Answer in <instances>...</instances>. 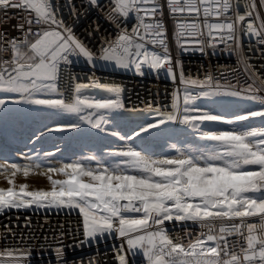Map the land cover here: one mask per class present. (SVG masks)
<instances>
[{
    "label": "snow or ice",
    "instance_id": "1",
    "mask_svg": "<svg viewBox=\"0 0 264 264\" xmlns=\"http://www.w3.org/2000/svg\"><path fill=\"white\" fill-rule=\"evenodd\" d=\"M87 4L100 8L101 0H87ZM260 5L264 7V0ZM239 7L237 0H167L178 50L203 54L206 48L224 45L230 53L240 55V33L256 37L257 43L264 45V18L257 11L256 0H246L243 14ZM70 8L79 15L74 5ZM163 9L160 0H110L106 18L118 29L121 21L133 15L136 23L130 32L121 29L114 40L94 53L60 15L55 0H0V12L26 13L24 22L16 26L21 37L0 33V108L7 109L11 103L77 116L75 122L45 125L37 139L80 129L82 124L105 131L107 114L125 110L123 89L118 84L77 83L65 98L60 88L62 66L76 55L93 65L103 61L117 69H134L140 76L145 75L146 67L183 85L182 93L178 89L173 94L171 112L154 109L155 122L140 126L131 135L112 132L113 136L135 141L162 134L167 125L178 121L196 130L205 142L204 147L195 149L173 144L176 155L162 158L126 144L112 154L121 160L111 167L95 156L87 159L96 161V167L73 160L58 167L49 163L43 172L39 171L44 167L40 155L26 157L29 162L23 165L0 163V174H6L9 184L0 187V214L11 209L78 210L83 236L79 246L109 235L118 237L123 241L115 252L118 264H130L127 252H140L146 264H264V95L258 94L264 89L248 84L233 90L214 82L211 75L203 80L186 76L183 62L170 51ZM9 18L16 16L4 17ZM89 88L111 97L84 96L82 90ZM51 96L60 98H42ZM201 98H215V103L223 105L239 98L260 107L226 116L197 107L195 102ZM219 124L231 127L205 130ZM18 174L24 178L43 175L50 188L28 190L26 183L17 186ZM166 222H191L202 231L194 237L186 232L185 241L171 236ZM25 227H31L30 219ZM31 255L27 247L5 246L0 248V264H29ZM54 255L56 264H69L62 243L55 247ZM71 264L95 261L81 259Z\"/></svg>",
    "mask_w": 264,
    "mask_h": 264
},
{
    "label": "built area",
    "instance_id": "2",
    "mask_svg": "<svg viewBox=\"0 0 264 264\" xmlns=\"http://www.w3.org/2000/svg\"><path fill=\"white\" fill-rule=\"evenodd\" d=\"M55 2L60 7V15L72 27L77 38L94 53H99L101 46L107 41L114 40L121 29L126 28L130 32L136 23L133 15L126 22L121 21L120 29H118L114 21L106 18L110 0H101L100 8H89L87 0H55ZM237 2L240 5L238 11L243 14L246 0H237ZM160 3L164 5L163 19L168 29L167 39L170 51L174 58L178 57L183 62L186 76L203 80L207 75H211L214 82H218L221 86H231L233 90H242L248 84L264 89V45L258 44L256 37L240 33V55L236 51L230 53L224 45L206 48L203 54L199 51L181 53L173 35L174 20L168 13L167 0H160ZM70 5L75 6V11L79 15L71 11ZM256 5L260 16L264 18V7H261L260 0H256ZM13 15L16 19H4L5 16ZM25 15L26 13L19 10L0 12V33L6 32L9 38L21 37L22 33L16 26L24 22L22 17ZM3 55L6 57L8 53ZM70 60L72 61L70 64L62 66L60 80V88L65 93V98L72 94L77 83L89 84L96 80L105 84H118L123 89L121 99L125 110L134 111L138 116L146 117L157 108L163 112H171L173 94L178 89L181 93L183 90V85H180L178 80L173 81L165 73L157 74L146 67L145 75L140 76L134 69H117L103 61H97L93 65L76 55H72ZM104 93L106 92L95 88L82 90L84 96L98 98L104 96ZM258 94L264 95V90ZM254 103L260 106L257 102ZM28 219L31 220V227H25ZM81 221L78 211L6 210V214H0V226H5L0 228V248L27 247L32 252L29 264H56L54 249L62 243L69 264L73 260L83 259L86 262L90 258L94 259L95 264H118L115 252L123 241L109 235L100 239L99 242L94 241L79 246V242L83 239ZM9 223L12 226L6 227ZM13 227L17 228L12 230ZM166 228L171 236L184 237L185 241L188 239L186 232L193 233L194 237L202 231L199 225L191 222L187 224L166 222ZM62 232L64 235L61 239ZM127 256L130 264H146L142 256L133 255L132 252H127Z\"/></svg>",
    "mask_w": 264,
    "mask_h": 264
},
{
    "label": "rangeland",
    "instance_id": "3",
    "mask_svg": "<svg viewBox=\"0 0 264 264\" xmlns=\"http://www.w3.org/2000/svg\"><path fill=\"white\" fill-rule=\"evenodd\" d=\"M104 94L103 98L111 97L109 93ZM0 98H3L2 94H0ZM214 100L215 98H201L195 103L201 109L226 116H230L233 113L244 114L248 110H258L260 107L254 102L239 98H233V102L228 105L215 103ZM156 115L153 112L149 113L146 117H140L130 110L109 113L107 114L109 124L104 126L105 131H99L91 128L88 124H82L80 129L53 133L37 139L45 125L52 127L55 123L75 122L77 120L76 114H55L51 111L39 110L37 106L9 103L7 109L0 108V163L7 162L9 164L17 163L23 165L29 162L26 157L40 155L44 162V167L39 171L43 172L49 163L58 167L73 160H81L92 167H96V161L87 159L90 156H95L101 164L111 167L121 160L120 157L112 154L124 149L126 144H133L137 150H142L146 155H150L153 158L175 156L176 150L172 147L173 144L179 148L192 147L195 149L204 147L205 142L199 138L196 130L190 129L178 121L167 125L166 130L162 134L141 137L135 141H122L119 137L111 134L112 132H119L121 135H131L132 131L138 130L140 126H145L149 122H155ZM256 123L258 121L254 122V126ZM230 127L219 124L205 127V130H226ZM48 153H51V155H44ZM5 176L6 174H0V187L3 188L9 187ZM54 178L63 179L64 177L62 175H55ZM21 183H26L29 186L28 190L50 188V182L46 177L39 174H32L28 178H24L22 174H18L15 184L18 186ZM27 210L47 211L51 209L31 208ZM136 255L142 256L140 252H137Z\"/></svg>",
    "mask_w": 264,
    "mask_h": 264
},
{
    "label": "bare ground",
    "instance_id": "4",
    "mask_svg": "<svg viewBox=\"0 0 264 264\" xmlns=\"http://www.w3.org/2000/svg\"><path fill=\"white\" fill-rule=\"evenodd\" d=\"M12 226V224L11 223H9L8 225H7V227H11ZM3 227H5V226H3V225H1L0 226V228H3ZM17 227H13V229L12 230H15Z\"/></svg>",
    "mask_w": 264,
    "mask_h": 264
}]
</instances>
